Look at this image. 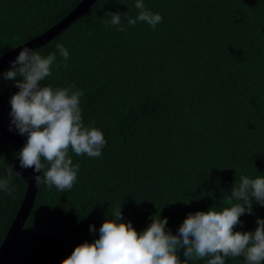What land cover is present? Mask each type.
Instances as JSON below:
<instances>
[{
    "label": "trees",
    "instance_id": "trees-1",
    "mask_svg": "<svg viewBox=\"0 0 264 264\" xmlns=\"http://www.w3.org/2000/svg\"><path fill=\"white\" fill-rule=\"evenodd\" d=\"M80 1L0 0V58L49 30ZM135 3L95 0L32 48L56 55L42 85L82 90L85 126L94 121L107 143L98 158L69 151L79 164L76 183L63 193L38 188L4 264H62L76 246L98 238L109 211L121 205L124 221L138 231L159 213L176 234L190 212L230 206L241 175H264V0H144L163 17L155 29L128 25L138 14ZM108 12L123 14L125 31L105 27ZM57 43L69 52L67 68ZM11 61L0 72V110L9 126L10 99L19 91L3 77ZM19 150L0 130V176L6 164L21 174L10 181L11 195L0 190V248L30 179ZM257 217L264 219V206L254 203L236 230L254 231ZM225 264L245 260L227 257Z\"/></svg>",
    "mask_w": 264,
    "mask_h": 264
},
{
    "label": "clouds",
    "instance_id": "clouds-1",
    "mask_svg": "<svg viewBox=\"0 0 264 264\" xmlns=\"http://www.w3.org/2000/svg\"><path fill=\"white\" fill-rule=\"evenodd\" d=\"M135 8L137 16L127 18L130 27L143 22L155 29L162 22L163 17L147 9L144 0H136ZM108 14L111 19L105 27L110 24L125 31L121 25L123 14ZM56 48L67 68L68 50L62 43H57ZM55 60V53L45 57L25 46L3 77L15 81L19 89L10 99L9 127L26 136L25 145L16 154L20 167L42 173L33 177L37 187L54 186L63 193L73 188L79 172V164H73L69 151L98 158L107 142L94 121L85 126L80 106L82 90L42 85L52 75ZM20 175L14 164H6L0 176V190L11 195L10 181ZM229 201L230 206L190 212L176 234L167 228L168 218H161L159 213L150 218L148 227L138 231L131 221H124L121 205L109 211L110 218L100 226L98 238L76 246L62 264H189L205 257H210L207 264H225V258L241 256L245 264H264V219L257 217L254 231L236 230L242 223L241 216L253 214L254 203L264 206V175H241L233 185ZM90 231L96 232L95 225L90 226Z\"/></svg>",
    "mask_w": 264,
    "mask_h": 264
},
{
    "label": "water",
    "instance_id": "water-1",
    "mask_svg": "<svg viewBox=\"0 0 264 264\" xmlns=\"http://www.w3.org/2000/svg\"><path fill=\"white\" fill-rule=\"evenodd\" d=\"M95 0H81L80 3L61 21L52 26L49 30L41 34L40 36L34 38L32 41H29L11 51L4 54L0 58V72L2 69L16 56H18L19 52L23 47L27 46L30 48H35L39 45L45 44L50 41L56 34H58L62 29L67 27L72 21H74L79 15H81L85 10L92 5ZM0 130L2 133L11 141H13L19 149H22L26 143V140L21 138L14 130H10L9 124L5 121L1 110H0ZM35 175H40V173H36L34 168H30V179L28 182V187L26 189V193L24 195L21 206L17 212L15 219L12 222L10 229L8 230L4 242L0 248V264H4L12 246L14 240L17 238L18 233L22 229V225L28 216L30 210L33 207L38 188L34 184L33 177Z\"/></svg>",
    "mask_w": 264,
    "mask_h": 264
}]
</instances>
